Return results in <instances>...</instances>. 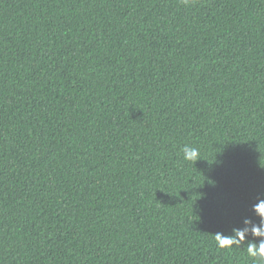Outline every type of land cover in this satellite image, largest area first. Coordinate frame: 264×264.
<instances>
[{"label":"trees","instance_id":"16d2710c","mask_svg":"<svg viewBox=\"0 0 264 264\" xmlns=\"http://www.w3.org/2000/svg\"><path fill=\"white\" fill-rule=\"evenodd\" d=\"M262 194L264 0H0V264H252Z\"/></svg>","mask_w":264,"mask_h":264},{"label":"clouds","instance_id":"9594fccd","mask_svg":"<svg viewBox=\"0 0 264 264\" xmlns=\"http://www.w3.org/2000/svg\"><path fill=\"white\" fill-rule=\"evenodd\" d=\"M191 0H181L188 5ZM182 160L195 163L201 160V151L198 147L185 144L181 148ZM253 217H245L241 227H233L231 234L217 232L214 240L218 250L232 251L243 249L252 264H264V194L257 197L251 207Z\"/></svg>","mask_w":264,"mask_h":264}]
</instances>
